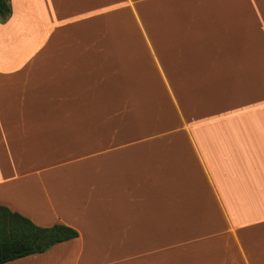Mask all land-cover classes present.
I'll list each match as a JSON object with an SVG mask.
<instances>
[{
  "label": "crops",
  "instance_id": "1",
  "mask_svg": "<svg viewBox=\"0 0 264 264\" xmlns=\"http://www.w3.org/2000/svg\"><path fill=\"white\" fill-rule=\"evenodd\" d=\"M0 205L77 236L2 264H264V0H9Z\"/></svg>",
  "mask_w": 264,
  "mask_h": 264
},
{
  "label": "trees",
  "instance_id": "2",
  "mask_svg": "<svg viewBox=\"0 0 264 264\" xmlns=\"http://www.w3.org/2000/svg\"><path fill=\"white\" fill-rule=\"evenodd\" d=\"M10 14L9 0H0V22L6 21ZM76 236V230L66 224L41 226L27 216L0 205V264L44 252L52 245Z\"/></svg>",
  "mask_w": 264,
  "mask_h": 264
}]
</instances>
